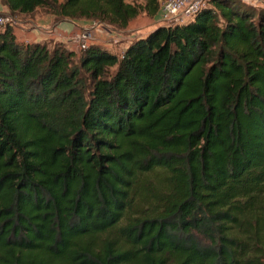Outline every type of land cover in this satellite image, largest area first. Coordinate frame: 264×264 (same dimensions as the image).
Wrapping results in <instances>:
<instances>
[{
  "label": "trees",
  "instance_id": "16d2710c",
  "mask_svg": "<svg viewBox=\"0 0 264 264\" xmlns=\"http://www.w3.org/2000/svg\"><path fill=\"white\" fill-rule=\"evenodd\" d=\"M161 1L0 3L123 29ZM0 264H264V6L118 56L0 30Z\"/></svg>",
  "mask_w": 264,
  "mask_h": 264
},
{
  "label": "rangeland",
  "instance_id": "374dc122",
  "mask_svg": "<svg viewBox=\"0 0 264 264\" xmlns=\"http://www.w3.org/2000/svg\"><path fill=\"white\" fill-rule=\"evenodd\" d=\"M259 4L264 3V0H257ZM136 3H141V0H135ZM4 14H9L8 12H1ZM13 18L14 23L9 26L13 29L14 35L18 43L30 44L37 41H44L45 44L52 48L54 44H58L57 38H54V21L51 24L44 25L43 21L47 16L48 12L45 10L38 9L31 16L22 15H9ZM158 16V15H157ZM157 18V17H156ZM154 20L147 17L144 13H140L138 16L129 21L127 26L123 29H116L104 23L97 25L95 29L88 30L89 40L86 45L98 46L109 53L120 55L122 51L127 47V45L139 37L144 36L149 31H151ZM92 22L83 20H72L70 22H63L59 25V30L67 35H70L69 39L63 38L64 46L66 49H71L75 55H77L80 50L75 47L71 42V37L74 34L82 32L83 29L91 27ZM2 30V29H0ZM53 34V35H52ZM55 39V40H53ZM59 40V39H58ZM75 63L76 59H72Z\"/></svg>",
  "mask_w": 264,
  "mask_h": 264
},
{
  "label": "built area",
  "instance_id": "2783aa9c",
  "mask_svg": "<svg viewBox=\"0 0 264 264\" xmlns=\"http://www.w3.org/2000/svg\"><path fill=\"white\" fill-rule=\"evenodd\" d=\"M211 0H162L157 13V19L154 21L152 29L158 27L169 28L177 25H182L193 19V17L202 9L208 6ZM252 7L264 6V3L259 4L257 0H238ZM10 14L0 13V29L7 26H12L14 20ZM100 22L92 21V26L83 29L82 32L72 35L71 42L79 50L86 49L87 41L89 40L90 32L88 30L95 29ZM150 32V31H149Z\"/></svg>",
  "mask_w": 264,
  "mask_h": 264
},
{
  "label": "crops",
  "instance_id": "0c3cea01",
  "mask_svg": "<svg viewBox=\"0 0 264 264\" xmlns=\"http://www.w3.org/2000/svg\"><path fill=\"white\" fill-rule=\"evenodd\" d=\"M0 10H1V12H8L7 11V9L4 7V6H2L1 5V3H0ZM157 14L155 15V16H153V17H151V19L152 20H156L157 18ZM52 21H54V17L52 16V15H50V14H48V16L43 20V21H41L44 25H46V24H51L52 23ZM72 21V20H71ZM63 22H70L69 20H65V21H63ZM63 22H60V23H57V24H55L54 23V27L56 28V29H54V38H57L56 40L58 41V42H60V43H63L64 44V39L63 38H65V40L68 38L69 39V37H70V35H67V34H65V33H63V32H61L58 28H59V25H61V23H63ZM53 35V34H52ZM59 39V40H58ZM53 40H55V39H53ZM37 42H42V41H37ZM37 42H35V43H37ZM67 47V46H66ZM69 50H71V49H69Z\"/></svg>",
  "mask_w": 264,
  "mask_h": 264
}]
</instances>
